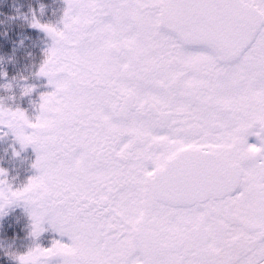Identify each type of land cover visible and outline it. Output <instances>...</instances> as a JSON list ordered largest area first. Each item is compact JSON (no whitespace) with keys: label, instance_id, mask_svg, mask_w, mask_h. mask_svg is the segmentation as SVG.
<instances>
[{"label":"snow or ice","instance_id":"1","mask_svg":"<svg viewBox=\"0 0 264 264\" xmlns=\"http://www.w3.org/2000/svg\"><path fill=\"white\" fill-rule=\"evenodd\" d=\"M64 3L30 25L51 39L39 114L0 106L37 154L0 210L70 243L17 264H264V0Z\"/></svg>","mask_w":264,"mask_h":264},{"label":"rangeland","instance_id":"2","mask_svg":"<svg viewBox=\"0 0 264 264\" xmlns=\"http://www.w3.org/2000/svg\"><path fill=\"white\" fill-rule=\"evenodd\" d=\"M32 1L34 3L32 10L27 9V6L22 7V5L14 3L0 4L1 24H7L14 20L21 21L26 23L32 32L18 42L9 58V67L5 73L0 72V106L11 110L20 109L30 120L39 114L40 96L52 91L47 79L37 75L44 59L43 53L51 46V39L46 33L30 25L35 17L42 24L59 27V21L66 7L64 0ZM6 85H10V87L6 88ZM26 87L33 90L29 94L23 95L22 89ZM28 150L34 156L37 155L32 146L21 148L13 133L7 128L0 127V170L6 173L0 179H5L14 190L22 187L29 178L37 174L36 170L32 168L34 162L30 165L31 158L27 153ZM24 165H30L31 168L24 172ZM9 214H12L17 220L19 215L26 217L28 229L30 232L32 231L30 212L28 206L23 202H15L0 210V224H5V227H8L6 217ZM43 227L45 230L39 237L34 239L31 236L32 244L27 248L16 246L12 239L11 245L3 249L22 255L35 246L47 248L53 240H59V235L52 231L47 224H44ZM54 264H58V261Z\"/></svg>","mask_w":264,"mask_h":264},{"label":"trees","instance_id":"3","mask_svg":"<svg viewBox=\"0 0 264 264\" xmlns=\"http://www.w3.org/2000/svg\"><path fill=\"white\" fill-rule=\"evenodd\" d=\"M45 1V0H43ZM19 4L22 7L27 6V9H33L32 0H0V4ZM32 32L26 23L21 21H13L7 24L0 23V72L5 73L10 64V56L14 47L21 39H24ZM32 156V155H31ZM6 224H0V264H17L16 261L10 260L4 254L5 247L10 246V242L14 241L16 246L31 245V235L27 225V218L20 217L18 220L9 214L6 217Z\"/></svg>","mask_w":264,"mask_h":264},{"label":"flooded vegetation","instance_id":"4","mask_svg":"<svg viewBox=\"0 0 264 264\" xmlns=\"http://www.w3.org/2000/svg\"><path fill=\"white\" fill-rule=\"evenodd\" d=\"M247 144L248 145H256V146H259V142L257 140V137L255 135H252L250 134L248 137H247ZM60 242L62 243H70V241H68L67 237H61V236H58Z\"/></svg>","mask_w":264,"mask_h":264},{"label":"clouds","instance_id":"5","mask_svg":"<svg viewBox=\"0 0 264 264\" xmlns=\"http://www.w3.org/2000/svg\"><path fill=\"white\" fill-rule=\"evenodd\" d=\"M4 254H5L6 256H8V258H9L10 260H13V261H16V262H17V257H18V255H17L15 252H9V251H7V250H4Z\"/></svg>","mask_w":264,"mask_h":264}]
</instances>
